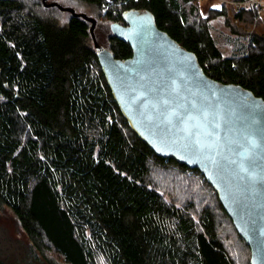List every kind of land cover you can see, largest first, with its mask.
<instances>
[{"label":"trees","instance_id":"obj_1","mask_svg":"<svg viewBox=\"0 0 264 264\" xmlns=\"http://www.w3.org/2000/svg\"><path fill=\"white\" fill-rule=\"evenodd\" d=\"M95 16L97 42L132 53L110 23L147 9L204 72L264 100V30L254 5L199 0H58ZM243 1V0H235ZM81 4L82 7H77ZM234 36L225 53L210 24ZM99 24V25H98ZM90 22L41 0H0V205L43 264H251L204 175L158 156L130 128L95 54ZM0 264H11L0 249Z\"/></svg>","mask_w":264,"mask_h":264},{"label":"water","instance_id":"obj_2","mask_svg":"<svg viewBox=\"0 0 264 264\" xmlns=\"http://www.w3.org/2000/svg\"><path fill=\"white\" fill-rule=\"evenodd\" d=\"M42 3L90 22L99 65L130 128L158 156L204 175L248 244L250 263L264 264L263 98L208 76L147 9L126 10L123 23H110L132 50L118 59L95 39V18L57 1Z\"/></svg>","mask_w":264,"mask_h":264},{"label":"rangeland","instance_id":"obj_3","mask_svg":"<svg viewBox=\"0 0 264 264\" xmlns=\"http://www.w3.org/2000/svg\"><path fill=\"white\" fill-rule=\"evenodd\" d=\"M52 1L59 2L58 0H46V2H52ZM224 1L230 4H234L235 7L237 6L235 0H199L201 14L206 15L211 8H216L221 6V3ZM260 1L261 4L263 5L262 9L258 10L257 7H255L259 14L260 22L259 24L256 25V27L251 26V28H255L258 31L264 30V0H260ZM80 5L81 4H78L77 7H82ZM64 7H69V6H64ZM82 8L89 10L87 11V14L90 11H92V9L88 6ZM74 9L76 10V8ZM91 17L95 18L96 20L93 29V34L95 36V39L97 40L96 34L98 33L99 37H103L104 32L100 31V29L97 27V23L99 24L101 23L98 21L99 19H97L95 16L92 15ZM210 24H211L212 32L216 37V39L218 40V44L220 48L225 53H230L233 48V40H234L233 38L236 35L231 31L232 28L230 29L225 24L222 18H212L210 20ZM0 249L2 253L6 255L8 262H10L11 264H43L40 260L35 258L32 252L30 251L27 237L22 231L16 217L7 207L2 205H0Z\"/></svg>","mask_w":264,"mask_h":264},{"label":"built area","instance_id":"obj_4","mask_svg":"<svg viewBox=\"0 0 264 264\" xmlns=\"http://www.w3.org/2000/svg\"><path fill=\"white\" fill-rule=\"evenodd\" d=\"M237 4V8H240L241 6H250L254 5L257 7L258 10L262 9V4L260 0H243V1H235Z\"/></svg>","mask_w":264,"mask_h":264}]
</instances>
